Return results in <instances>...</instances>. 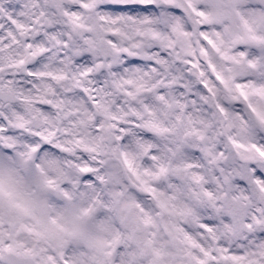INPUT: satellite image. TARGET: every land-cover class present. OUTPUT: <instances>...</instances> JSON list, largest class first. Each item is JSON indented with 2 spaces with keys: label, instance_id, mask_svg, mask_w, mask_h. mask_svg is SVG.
Returning a JSON list of instances; mask_svg holds the SVG:
<instances>
[{
  "label": "snow or ice",
  "instance_id": "obj_1",
  "mask_svg": "<svg viewBox=\"0 0 264 264\" xmlns=\"http://www.w3.org/2000/svg\"><path fill=\"white\" fill-rule=\"evenodd\" d=\"M208 26L211 32L204 30ZM166 57L186 67L173 70ZM117 63L128 75L109 71L111 79L103 83L113 91L105 93L94 74L103 75ZM184 73L196 77L195 93L191 82H183ZM17 76L23 77V87L13 79ZM217 87L247 113H235L229 127L241 134L246 121L264 128V0H256L255 7L247 0H0V148L14 153L0 154V264H117V259L119 264H264V138L241 142L216 133L235 150L228 163L217 140L205 134L211 124L194 119L176 95L179 89L180 97L195 95L208 104ZM108 95L115 98L108 100ZM197 100L190 103L195 106ZM157 107L165 115L179 112L175 120L186 121L204 142L199 152L217 173L215 192L202 189L197 198L211 202L214 216L199 223L191 210L182 213L199 232L174 227L165 241L150 237L121 247L117 236L74 246L82 239L79 218L25 196L17 169L36 173L39 187L53 189L55 182L35 160L49 144L63 147L55 144L58 133L77 136L83 130L93 146L82 139L76 143L96 152L106 137L120 139L113 130L123 131L116 125L123 116L153 117ZM214 107L229 118L227 105ZM53 113L61 126L51 119ZM145 126L157 133L171 131L151 118ZM43 164L59 171L54 158L45 155ZM192 179L199 183L204 177ZM60 194L71 199L66 191ZM91 211L84 209L83 215ZM213 221L218 223L213 226Z\"/></svg>",
  "mask_w": 264,
  "mask_h": 264
},
{
  "label": "clouds",
  "instance_id": "obj_2",
  "mask_svg": "<svg viewBox=\"0 0 264 264\" xmlns=\"http://www.w3.org/2000/svg\"><path fill=\"white\" fill-rule=\"evenodd\" d=\"M15 2L11 7H16ZM247 6L255 7L256 0H247ZM154 16L157 12L152 13ZM163 30V24L159 25ZM204 30L211 32L213 29L208 26ZM195 39V37H193ZM154 46L156 42H152ZM173 70L178 65L174 58L166 57ZM124 59H127L125 57ZM85 61L82 60L81 63ZM106 63H111L109 58ZM137 63H141L137 61ZM146 64L147 62H143ZM201 65L208 71L204 62ZM147 70V69H145ZM103 75L99 72L94 75L99 77L97 87H103L105 93L113 90L104 85V80L111 78L109 71H116L118 74L128 75L124 72L122 64H113L112 69H103ZM174 74L181 75V73ZM211 76V73H208ZM24 86L22 76L13 77ZM184 83L191 82L193 93L199 89L195 76L189 77L184 73ZM41 89L45 81H37ZM181 90H176V95L182 102L187 103L188 109L194 119H204L211 124L205 134L212 135L219 143V151L225 154L228 163L231 162L235 150L230 144L225 146V140L216 137L220 133L222 137L229 134L241 142H246L251 137L254 142L259 143L264 138V128L256 126L252 121H246L243 125L245 132L229 124L234 119L235 113L243 112V105L230 101L222 88H216L215 98L204 104L197 100L195 95L180 97ZM207 94V93H205ZM113 95L106 96L112 100ZM197 100L193 106L190 101ZM227 105L228 119L214 107L215 103ZM121 103L123 100L121 99ZM139 110L140 106L134 104ZM113 111L117 115H123L113 105ZM155 115L148 117L142 113L143 118H137L132 113L123 116L122 120L116 122L117 129L113 130V136H120L119 140L112 136L106 137L97 148L96 152L84 150L83 144H77V139L84 140L89 146H93L88 137L84 136L81 130L77 136L58 133L55 137V144H61L62 148L49 144L45 153L40 154L41 158L35 160L44 168L45 174L55 182L53 189H42L38 186L36 173L24 169H17L16 179L20 191L35 201H43L50 210L61 212L68 218L78 217L80 220V231L82 239L73 241L74 246L87 242H110L117 236L120 238V246L130 244L133 240H147L152 238L157 241H165L168 237V230L175 228L191 229L198 233L199 229L193 224L191 217H185L182 213L191 210L196 215L199 223H204L209 217L214 216L211 202L202 195L197 194L202 189L215 192V184L212 179L217 175L214 166L210 165L199 152V147L204 143L199 140L198 135L192 130V126L186 121L181 124L175 120V114L169 112L165 115L159 107L153 109ZM154 119L160 127L171 129L167 133H157L145 126L147 119ZM51 119L57 126L60 122L55 121V113ZM63 127H68V122H62ZM94 134V133H92ZM179 145V147H177ZM115 149V151H113ZM0 154L7 157L14 155L11 149L0 148ZM54 158L58 161L59 171L48 168L43 164V157ZM239 160V157H236ZM227 167L228 163L221 161ZM130 165V166H129ZM192 165V167H189ZM197 165L199 167H197ZM81 167L93 169L90 173L80 171ZM161 168L166 171L161 172ZM193 175L203 176L204 179L197 183L192 179ZM103 177L98 180L97 177ZM153 189L154 191H146ZM68 192L71 199L64 198L60 193ZM122 193V195H113ZM159 202H163L166 208H161ZM264 206V205H262ZM84 209L92 211L83 215ZM145 220H150L145 224ZM218 221H213L215 226ZM155 233V236L151 234ZM117 264L119 261L117 259Z\"/></svg>",
  "mask_w": 264,
  "mask_h": 264
}]
</instances>
